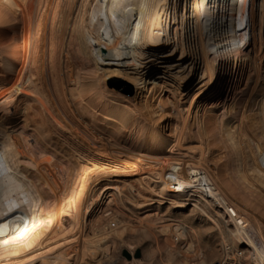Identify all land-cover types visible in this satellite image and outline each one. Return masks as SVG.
Instances as JSON below:
<instances>
[{
    "label": "bare ground",
    "instance_id": "obj_1",
    "mask_svg": "<svg viewBox=\"0 0 264 264\" xmlns=\"http://www.w3.org/2000/svg\"><path fill=\"white\" fill-rule=\"evenodd\" d=\"M0 61V264H107L104 183L193 203L227 261L264 264V0H0Z\"/></svg>",
    "mask_w": 264,
    "mask_h": 264
},
{
    "label": "rangeland",
    "instance_id": "obj_2",
    "mask_svg": "<svg viewBox=\"0 0 264 264\" xmlns=\"http://www.w3.org/2000/svg\"><path fill=\"white\" fill-rule=\"evenodd\" d=\"M10 68L11 65L0 61V78L4 77L2 72ZM111 79L119 84L118 86L115 84L114 88L117 94L127 97L134 94V85L130 82L118 76ZM168 96L169 94L164 95V102L167 101ZM217 102L211 100L208 106L216 107ZM1 105L0 115H9L11 106L2 108ZM135 186L134 195L139 193L146 200L155 199V201L148 200L143 210H138L133 205L126 190H122V195L119 193L120 198L114 200L110 197L115 193L114 187L107 183L103 184L99 196L96 197L99 207L95 209L88 223L89 238L95 239L101 230L108 227L114 231L119 227L127 229L123 239L111 244L112 252L107 264H251L247 261V256H244L245 251L238 254L239 260L227 261L219 231L211 220L194 213L193 203L182 209L175 208L170 203L159 205L160 199L147 187ZM162 224H182L188 232L186 238H175L173 234L161 235L155 227ZM190 245L192 250L189 251ZM138 251L141 252V258L136 259Z\"/></svg>",
    "mask_w": 264,
    "mask_h": 264
},
{
    "label": "water",
    "instance_id": "obj_3",
    "mask_svg": "<svg viewBox=\"0 0 264 264\" xmlns=\"http://www.w3.org/2000/svg\"><path fill=\"white\" fill-rule=\"evenodd\" d=\"M128 257H130V255H128ZM135 258H136V259L141 258V252H140V251L137 252Z\"/></svg>",
    "mask_w": 264,
    "mask_h": 264
}]
</instances>
